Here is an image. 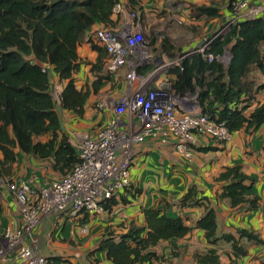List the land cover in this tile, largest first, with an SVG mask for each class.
Segmentation results:
<instances>
[{
    "label": "trees",
    "instance_id": "16d2710c",
    "mask_svg": "<svg viewBox=\"0 0 264 264\" xmlns=\"http://www.w3.org/2000/svg\"><path fill=\"white\" fill-rule=\"evenodd\" d=\"M118 3H123L130 12L143 9L141 0H0L1 180L11 179L19 153L41 160L52 158L53 170L61 176L71 172L79 162L77 148L67 136H60L61 120L51 91V77L55 74L61 82H66L60 95L61 108L82 118L91 91L88 88L78 90L75 85L78 47L93 26L114 29L111 17ZM191 9L197 19L222 17L214 7L193 5ZM88 42L98 53L93 72H100L106 52L94 33ZM226 51L231 58L223 67L216 58ZM163 52L168 53L165 46ZM208 54L215 57L212 62L206 59ZM153 61L138 68V74L145 75L154 68ZM253 70L264 73V18L231 26L224 35L214 38L204 53L185 56L178 66L170 67L167 74L173 77L170 81L177 94L197 95L201 113L223 123L233 134L242 129L253 131L264 124V102L249 115L245 114L256 95L264 91V84L256 85L251 80ZM97 77L93 93L102 85V78ZM43 136L49 139L44 143L36 141ZM217 181L226 182L219 197L227 200L232 208L258 209L259 199L252 191L253 181L240 166L227 167ZM248 181L251 184H247ZM192 192L190 189L183 197L181 206L205 207V214L195 227L203 231L209 246L205 252L195 255L197 264H221L220 242L231 244L236 259L248 253L241 244L243 239L263 243L257 234L246 230L239 231V238L231 234L219 235L216 211L204 200L196 199ZM116 204L113 198L104 202V208L111 210ZM144 221L143 227L131 225L119 237L107 233L96 251L105 252L111 264H155L162 258L152 251L154 247L163 241L182 239L192 229L182 217L170 216L162 209L145 210ZM47 260L48 264H79L60 256ZM93 264H98V260Z\"/></svg>",
    "mask_w": 264,
    "mask_h": 264
},
{
    "label": "crops",
    "instance_id": "0c3cea01",
    "mask_svg": "<svg viewBox=\"0 0 264 264\" xmlns=\"http://www.w3.org/2000/svg\"><path fill=\"white\" fill-rule=\"evenodd\" d=\"M209 2L210 0H141L143 9L139 13L152 23L151 18L156 17V13L161 10L170 11L168 8L173 7L172 9L178 12L179 24L185 22L204 25L206 21L201 22V18L190 20L189 15L192 13V5L207 6ZM218 10L222 15L221 20L225 21L230 16L229 4L223 9L219 7ZM126 12L131 13L128 10ZM173 17L170 20L175 21ZM111 18L115 23L114 29L119 28V18ZM204 19L208 21L206 17ZM208 24L205 30L212 25ZM101 27L102 25L93 26L78 47L75 85L78 90L88 88L91 91L82 118L73 111L61 108L60 95L66 82H61L55 74L51 77L52 94H57L59 98L56 110L61 120L60 136H67L74 147H77L87 134L95 132L111 120L114 117L113 106L122 95H130L132 91L126 78L127 68L113 75L106 72L107 54L103 59L102 71L93 72L92 66L97 62L98 53L91 48L88 38ZM144 27L147 29L146 25ZM162 57L163 60L166 59ZM97 76L102 78V85L97 93H93V83ZM165 77L173 78L169 74H165ZM156 85L155 81L148 84L151 88ZM263 102L264 91L256 95L245 114L249 115ZM180 107L187 111L201 112L195 99L183 101ZM126 120V117H123L122 122L125 123ZM122 128L126 129L125 126ZM48 139L49 136H43L36 141L44 143ZM193 150L192 160L188 161L176 151L173 142L164 144L159 140L147 139L141 144H134L130 169L131 185L119 192L115 197L117 204L111 210L77 217H72L66 212L46 216L33 234L25 239V243L38 255L46 258L60 256L72 263L93 264L98 260V264H111L105 252L96 251L104 236L111 232L119 237L125 234L131 225L143 227L145 210L162 209L170 216L182 217L192 229L182 239L163 241L154 247L152 251L162 258L155 264H197L195 255L205 252L209 246L203 231L195 227L205 214V207L181 206L183 197L192 189L196 199L204 200L216 211L219 235L231 234L239 238V231L246 230L257 234L263 241L255 243L243 239L241 244L248 253L239 259L232 255L231 244L220 242L218 251L221 264H264V124L253 131L246 132L242 129L233 133L227 143L199 136ZM232 166H240L252 179L253 194L259 199L256 211H249L246 206L232 208L227 200L219 197L226 182H219L217 178L227 167ZM60 176L61 174L53 170L52 158L41 160L33 155L19 153L11 180H17L19 183L32 180L34 184L43 186ZM247 184L251 182L248 181ZM0 205L2 238L6 229H15L20 224L21 217L19 203L9 192L7 181L1 179ZM2 264L26 262L19 260L15 252L9 251L6 261Z\"/></svg>",
    "mask_w": 264,
    "mask_h": 264
},
{
    "label": "built area",
    "instance_id": "2783aa9c",
    "mask_svg": "<svg viewBox=\"0 0 264 264\" xmlns=\"http://www.w3.org/2000/svg\"><path fill=\"white\" fill-rule=\"evenodd\" d=\"M123 3L114 6L112 17L119 18L117 29L101 27L94 31V38L104 48L108 74H116L127 68L126 78L132 95L120 97L113 106L114 117L95 132L87 134L77 145L79 162L71 172L53 179L45 185H36L32 180H8L11 195L20 205V224L15 229H6L0 238V264L6 261L9 251L26 264H48L46 257L38 255L25 243L44 217L68 213L72 217L105 212L104 202L115 198L131 185L132 148L147 139L174 143L176 151L188 161L192 160L193 148L199 136L227 143L232 134L223 123H218L201 112L181 109L188 99L171 89L169 81L154 88L148 81L170 67L178 66L179 60L194 53H204L214 38L224 35L231 26L256 18H264V0H231L230 16L220 34L206 44L180 59H164L160 66L144 78L136 71L152 61L144 49L145 36L141 31L139 12L127 13ZM225 55L218 56L216 60ZM212 62L213 54L206 56ZM154 64L156 59H153ZM171 82V81H170ZM126 117L125 123L122 122ZM125 126L126 129H123Z\"/></svg>",
    "mask_w": 264,
    "mask_h": 264
},
{
    "label": "rangeland",
    "instance_id": "374dc122",
    "mask_svg": "<svg viewBox=\"0 0 264 264\" xmlns=\"http://www.w3.org/2000/svg\"><path fill=\"white\" fill-rule=\"evenodd\" d=\"M231 0H210L209 4L207 6L210 7H216L225 8L228 4L230 5ZM193 6V5H192ZM191 6V8H192ZM196 6V5H194ZM206 6V5H203ZM173 7H170V11L167 10H161L158 13H156V17H152L153 22H149L148 18L146 16H142V13L140 14V21H141V31L145 36L146 43H149L147 48L144 49L145 52H147L148 55H151L152 60L158 56H164L168 59L174 60V59H180L183 56L187 55L188 53L197 50L200 47V43L204 41L203 45L206 44L210 40V38L214 37L216 34H220L219 32L222 30L223 26L225 25L227 19L217 18L215 19H208L205 20L204 17L201 18V22H205V24H193L185 22H181L179 24L180 18L177 17L178 12L175 9H172ZM173 14L175 17H173ZM195 14L192 13L189 15V18H194ZM222 16V15H221ZM175 18L176 20H170L171 18ZM210 24V27L205 30L206 26ZM144 25L147 26V29H145ZM152 39H154V44L152 45ZM202 45V46H203ZM163 46H165L168 49V53L163 52ZM231 55L229 51L225 52V55L220 59V63L223 65V67H226L230 61ZM181 62V59L179 60ZM138 70V67L136 71ZM154 68H151L150 71H148L149 74L153 72ZM167 71V70H166ZM128 72V70H127ZM165 72V71H164ZM162 72L160 74L154 75L149 81L150 82H157V85H161L164 81H169L171 89L172 82H170L171 78L165 77V74L167 72ZM138 73V72H137ZM148 73H145L144 78H147ZM144 75V74H143ZM251 80L256 84H264V73H261L258 70H253L250 76ZM154 86V85H153ZM154 88V87H153ZM174 91V90H173ZM175 95L177 93H174ZM132 95V92L131 94ZM55 101H59V98L57 97V94L54 95ZM127 96V95H122ZM190 95H187L186 97L190 99ZM57 179V178H55ZM42 222V221H41ZM40 225V224H39Z\"/></svg>",
    "mask_w": 264,
    "mask_h": 264
},
{
    "label": "water",
    "instance_id": "95a60500",
    "mask_svg": "<svg viewBox=\"0 0 264 264\" xmlns=\"http://www.w3.org/2000/svg\"><path fill=\"white\" fill-rule=\"evenodd\" d=\"M203 43H204V41L200 43V46H202ZM162 63H163V57L161 56V57H158L157 58V60L155 61V64L154 65L155 66H160Z\"/></svg>",
    "mask_w": 264,
    "mask_h": 264
}]
</instances>
